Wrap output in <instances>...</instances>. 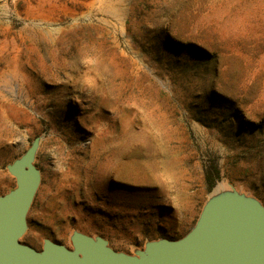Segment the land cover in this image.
I'll return each instance as SVG.
<instances>
[{
	"label": "rangeland",
	"instance_id": "obj_1",
	"mask_svg": "<svg viewBox=\"0 0 264 264\" xmlns=\"http://www.w3.org/2000/svg\"><path fill=\"white\" fill-rule=\"evenodd\" d=\"M35 139V250L136 255L216 195L264 206V0H0V196Z\"/></svg>",
	"mask_w": 264,
	"mask_h": 264
},
{
	"label": "water",
	"instance_id": "obj_2",
	"mask_svg": "<svg viewBox=\"0 0 264 264\" xmlns=\"http://www.w3.org/2000/svg\"><path fill=\"white\" fill-rule=\"evenodd\" d=\"M37 146L35 139L7 166L16 187L0 196V264H264V206L236 191L207 201L183 237L149 241L136 255L114 251L101 237L79 232L70 236L71 249L48 239L40 250L22 244L40 182L33 165Z\"/></svg>",
	"mask_w": 264,
	"mask_h": 264
},
{
	"label": "trees",
	"instance_id": "obj_3",
	"mask_svg": "<svg viewBox=\"0 0 264 264\" xmlns=\"http://www.w3.org/2000/svg\"><path fill=\"white\" fill-rule=\"evenodd\" d=\"M219 178V171L215 166H209L204 170V180L208 189H212Z\"/></svg>",
	"mask_w": 264,
	"mask_h": 264
},
{
	"label": "bare ground",
	"instance_id": "obj_4",
	"mask_svg": "<svg viewBox=\"0 0 264 264\" xmlns=\"http://www.w3.org/2000/svg\"><path fill=\"white\" fill-rule=\"evenodd\" d=\"M218 187H219V186H218ZM218 187H217V188H218ZM215 190H216V189H215ZM214 194H215V193H214Z\"/></svg>",
	"mask_w": 264,
	"mask_h": 264
}]
</instances>
